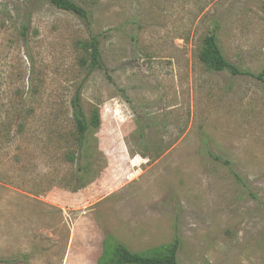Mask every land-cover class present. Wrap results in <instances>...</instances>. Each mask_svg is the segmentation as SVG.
I'll list each match as a JSON object with an SVG mask.
<instances>
[{"label":"rangeland","instance_id":"rangeland-1","mask_svg":"<svg viewBox=\"0 0 264 264\" xmlns=\"http://www.w3.org/2000/svg\"><path fill=\"white\" fill-rule=\"evenodd\" d=\"M74 1L87 20L0 0V264H38L7 241L23 202L43 204L19 225L34 247L59 235L85 264L105 261V238L152 253L176 230L180 264H264V0ZM210 33L253 75L209 70ZM91 37L105 69L89 74ZM79 90L100 117L82 149Z\"/></svg>","mask_w":264,"mask_h":264},{"label":"trees","instance_id":"trees-1","mask_svg":"<svg viewBox=\"0 0 264 264\" xmlns=\"http://www.w3.org/2000/svg\"><path fill=\"white\" fill-rule=\"evenodd\" d=\"M51 2L58 8L70 11L85 20L89 18V11L76 3L74 0H51ZM82 45L89 53V60H83L87 66L89 74L97 69H105L99 39L97 37H91L90 39L83 41ZM199 57L209 70H228L232 75H253L249 71L240 69L235 63L227 59L219 45L215 33H210L205 37L204 45ZM258 77L260 79L264 78V70L258 75ZM72 102L74 108L73 115L78 132L77 139L80 142V147L82 149L84 141H86L90 124L94 127H99L100 117L98 114H94L92 115L90 121H88L81 103L80 90L77 92ZM139 135L141 138L144 137L140 127ZM215 158L221 160L220 157ZM225 164L229 165V161H226ZM230 169L235 177L243 183L242 178L238 175V173L233 171L232 168ZM107 240H112L113 243V246L109 250L105 248ZM181 244V235L177 232V230L175 231L174 238L170 243L156 248L152 251V253L133 252L123 243L117 242L113 238H105L103 241V252L101 255V257L105 258V261H101L99 264H180L178 253L181 248ZM0 262L11 263L8 259H0Z\"/></svg>","mask_w":264,"mask_h":264},{"label":"crops","instance_id":"crops-1","mask_svg":"<svg viewBox=\"0 0 264 264\" xmlns=\"http://www.w3.org/2000/svg\"><path fill=\"white\" fill-rule=\"evenodd\" d=\"M42 207L43 204L41 205V208ZM41 208H39L36 205H32L28 202H23L22 204L21 203L11 204V207H9V209H10V217L12 218V227H11V234L7 236V241L11 242V251L16 250L20 246L27 245L28 246L27 248L30 249L33 247L34 250L36 251L35 256H37L38 264H65V261L66 264H72V260L74 262L73 264H85L86 257L79 256L77 249H75L76 245L69 243V247L63 252L61 246V239L59 235L56 238L55 234H51L49 235L50 240L49 241L46 240L44 242V245H39L37 247H34L36 245L33 244L34 242L33 240L36 239H34V237L32 236L31 238L30 237L26 238L25 235L21 233L19 229V225H22V222L25 221L26 218L30 217L28 216L29 211L31 212L30 213L31 216L33 215L34 219H38L43 216V213L40 212ZM54 238H56L57 240ZM48 242H50V247L53 250L52 251L53 254H45L46 248H48L47 246H45V244ZM61 252L63 254H61ZM102 252H103V243H102Z\"/></svg>","mask_w":264,"mask_h":264}]
</instances>
